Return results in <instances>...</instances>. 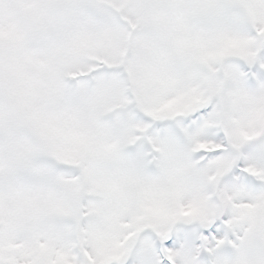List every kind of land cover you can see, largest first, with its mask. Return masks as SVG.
Masks as SVG:
<instances>
[{"label":"snow or ice","instance_id":"1","mask_svg":"<svg viewBox=\"0 0 264 264\" xmlns=\"http://www.w3.org/2000/svg\"><path fill=\"white\" fill-rule=\"evenodd\" d=\"M0 264H264V0H0Z\"/></svg>","mask_w":264,"mask_h":264}]
</instances>
